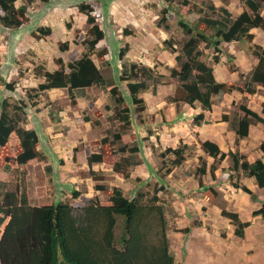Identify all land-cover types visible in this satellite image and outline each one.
I'll list each match as a JSON object with an SVG mask.
<instances>
[{
  "label": "rangeland",
  "instance_id": "1",
  "mask_svg": "<svg viewBox=\"0 0 264 264\" xmlns=\"http://www.w3.org/2000/svg\"><path fill=\"white\" fill-rule=\"evenodd\" d=\"M172 1L168 4L165 0H35L28 6L26 20L20 28L0 25V74L3 80L0 83V111L4 99L21 106L19 125L36 130L41 152V157L21 166L20 178L10 181L7 178L0 185V192L15 190L19 182L33 203L49 204L69 199L74 205L82 206L90 198L108 202L106 191L112 187L120 188L129 199L141 194L138 199L145 203L157 189V204L163 209L170 251L176 264H264V218L253 213L261 208L264 210V188H258L254 179L242 171H233L229 157L230 151H236L244 154L248 161L259 158L264 162V152L259 149L264 142V124L254 127L256 123H253L250 135L239 139L238 144L232 129L234 120L243 115L238 109L239 104L258 111L264 118V88L254 84L253 94L244 91L234 95H212L211 120L200 124L209 123L200 136L197 129L200 125L194 123L197 114L193 117L181 114L180 106L172 101V98H180L183 92L176 80H170L169 67L177 65L175 55L181 54L182 46L189 38L175 12L179 9V0ZM22 2L24 0H19L17 4ZM210 3L226 8L232 17L247 9L239 0H193L189 8L202 9V13H206ZM80 4L90 6L92 14L97 16L96 23L104 31V38L97 43L92 59L106 83L113 81L118 85L122 95L128 98L127 103L130 99L126 81L120 79L123 64L141 63L156 71L155 81H148L149 88L140 93L145 102L144 111L139 117L131 105V124L128 126L115 118L113 99L106 85L74 89L73 96H69L66 89L44 91L33 98L28 96L42 80L35 75V70L56 69L59 58L65 63L71 56L79 57L86 50L82 41L88 26L86 16L78 9ZM167 6L168 16L160 22ZM190 9L183 10V19ZM260 14L264 17V3ZM40 26H49L52 33L42 38L33 36V32L40 34L37 32ZM123 30L132 34L123 35ZM250 32L253 34L251 40L223 43V52L219 53L222 64L214 65L220 81L238 77L233 82L245 90V82L256 64L254 56L248 52L250 45L258 44L264 48V31L252 28ZM166 39L175 43L176 53L164 48ZM60 42H68L66 52L59 50ZM126 43L128 50L120 58L119 50ZM203 46L201 43L200 47ZM103 49H107V53L102 55ZM211 51L206 50L209 56ZM231 66L237 69L235 73H230L233 72ZM160 75H163L161 79ZM161 80L167 84L157 82ZM5 83H10L11 89ZM223 115L228 118L229 133L233 132V140L229 142L228 135L222 134L228 130L219 126ZM210 137L227 154L224 159H214L201 149V142L211 140ZM182 145H186V160L174 166L175 156L169 150ZM132 148L137 151L131 152ZM92 153H102V160L89 167L87 157ZM200 160L207 163L204 175L196 174ZM116 161L133 162L122 170L128 177L113 169ZM211 165L216 168L214 173ZM89 168L94 174H90ZM229 174L233 175V182L249 188L254 197L234 188ZM206 187H213L218 192L212 202L203 198ZM74 191L79 192L77 197ZM222 210L235 212L240 220L249 222L243 238L234 234L235 226L222 216ZM122 224V218L118 217L117 236Z\"/></svg>",
  "mask_w": 264,
  "mask_h": 264
},
{
  "label": "trees",
  "instance_id": "2",
  "mask_svg": "<svg viewBox=\"0 0 264 264\" xmlns=\"http://www.w3.org/2000/svg\"><path fill=\"white\" fill-rule=\"evenodd\" d=\"M0 0V25L4 28L18 29L26 20L28 6L35 0ZM46 1V0H39ZM171 4L172 0H165ZM193 0H179V9H175L180 17L179 24L182 30L189 35L184 42L181 54L175 55L176 66L169 67L170 80H176L177 86L183 94L180 98H172L178 107L181 103L194 106L200 102L204 109L211 108V97L219 93L244 92L253 94L254 84L264 88V48L258 44H251L249 53L256 58V64L250 71L249 79L245 82L246 90L234 83L218 82L214 76V64L219 63L222 53V44L251 40L252 28L264 31V17L260 8L264 0H239L247 9L236 17L224 7H216L210 3L207 12L202 9H190ZM178 5V4H177ZM188 8V14L182 18L183 10ZM80 13L86 16L88 26L83 36L86 50L79 56H71L63 63L58 59L59 67L56 69L35 70V75L42 78L34 93L29 98L37 97L41 92L56 89H66L69 96H73L74 89L86 88L93 85H106L107 91L113 99L115 118L123 125L131 124V105L135 107L137 115L145 109V102L140 93L149 88L148 81H155L153 67L145 64L130 62L123 64L120 79L126 81L129 102L120 92L118 85L110 81L106 83L99 68L92 59L97 43L104 38V31L96 23V14H92L89 5L80 4ZM182 9V10H181ZM168 6L163 9L160 22L168 16ZM181 11V12H180ZM167 27V25H166ZM33 36L44 37L50 35V27L40 26ZM123 35H131L129 30H123ZM203 43V48L200 44ZM164 48L176 53L174 42L164 40ZM68 42H60L59 50L66 52ZM212 50L209 56L206 50ZM128 50V43L121 47L118 56L123 57ZM101 52V51H100ZM102 55L107 49L102 50ZM232 56H229L231 58ZM236 71L235 66H231ZM160 79L163 75H160ZM3 82L0 74V83ZM167 84L166 81H157ZM11 89L10 83H5ZM11 110V113L9 112ZM238 109L243 116L232 123L235 132V143L248 136L249 125L253 122L264 124V118L258 113L239 104ZM22 107L11 104L4 99L0 111V185L8 178H20V168L27 162L41 157L38 146L39 136L36 130L26 129L19 125L18 111ZM264 113V107L262 109ZM86 118L85 120H87ZM227 121L226 115L221 117ZM205 122L203 113L194 116V123L200 125ZM201 149L214 159L222 160L227 155L220 150L217 143L204 140ZM186 145L171 151L175 159L174 166L182 164L185 158ZM264 152V142L259 145ZM123 149H121L122 151ZM131 152L137 151L132 148ZM3 154H5L3 158ZM229 157L235 172L242 171L246 176L252 177L258 188H264V162L255 159L250 162L244 154L230 151ZM102 160V153H92L87 157L90 167ZM124 160V159H123ZM116 161L113 169L122 173V170L133 164L131 161ZM125 167V168H124ZM207 163L200 160L196 174L206 173ZM214 173L215 166H210ZM90 174H94L89 168ZM128 177V173H122ZM229 181L234 188L242 189L254 197L252 191L238 182H233V175L229 174ZM199 186L202 187L200 181ZM18 182L15 190H2L0 192V264H176L170 251L165 220L162 207L157 204L158 190L148 199L141 202L138 198H127L118 187L108 189V202H99L90 198L84 205H74L69 199L52 201L51 203H33L23 186ZM96 189H100L96 186ZM203 198L212 202L218 195L213 187L203 188ZM75 197L79 192L74 191ZM254 214H261V208ZM222 216L228 218L234 227V234L244 237V228L249 222H243L235 212L222 210ZM118 217L122 218L123 228L119 236L116 235ZM198 225V223H197Z\"/></svg>",
  "mask_w": 264,
  "mask_h": 264
},
{
  "label": "crops",
  "instance_id": "3",
  "mask_svg": "<svg viewBox=\"0 0 264 264\" xmlns=\"http://www.w3.org/2000/svg\"><path fill=\"white\" fill-rule=\"evenodd\" d=\"M253 59H255V57H253ZM256 60V59H255ZM220 62H221V59H220ZM217 63V64H222V62L221 63ZM215 65V64H214ZM215 66H214V76H215V79L218 81V82H227V83H234L235 84V82H233V81H235V80H237L238 79V77H235V79L233 80V79H230V81H228V80H226V81H220L221 79H219V78H217V76H216V74H215ZM230 72V71H229ZM230 73H235L234 71L233 72H230ZM219 79V80H218ZM56 90H61V89H56ZM234 93H237V92H233V93H226V94H229V95H234ZM180 108H181V114H187V115H189V116H191V117H193L195 114H199V113H203V115H204V120L206 121L207 119L208 120H211V118H210V111H213V104L211 105V108L210 109H208L209 111H207V110H205V109H203V106H202V104L200 103V102H196L195 103V105L192 107V106H190V105H188L187 103H181L180 104ZM256 113L258 112V111H256V110H254ZM259 113V112H258ZM260 115V114H259ZM208 124L209 123H203L202 125H200L199 127H197V129H198V133H199V135L201 136L202 135V131L204 130V128L206 127V126H208ZM226 124H227V122L226 121H220L219 122V126H220V128L221 127H223L225 130L227 129V126H226ZM259 124H261V123H256L255 125H254V127H256V126H260ZM252 127H253V124H251L250 125V128H249V134H248V136L250 135V132H251V129H252ZM228 130V129H227ZM234 132V131H233ZM232 132V133H233ZM232 133H229V130L227 131V133L225 134V133H222L223 135H228V139H227V141L229 142V140L231 139V140H233V136H231L232 135ZM191 136V135H190ZM234 137H235V132H234ZM212 137H210V139H211ZM245 139V138H244ZM211 141H214V142H216L215 141V139L213 138V139H211ZM241 141H243V140H241ZM217 143V142H216ZM227 144V143H226ZM218 146H220L219 144H218ZM193 230V229H192ZM193 231H195V230H193Z\"/></svg>",
  "mask_w": 264,
  "mask_h": 264
},
{
  "label": "clouds",
  "instance_id": "4",
  "mask_svg": "<svg viewBox=\"0 0 264 264\" xmlns=\"http://www.w3.org/2000/svg\"><path fill=\"white\" fill-rule=\"evenodd\" d=\"M256 59V58H255ZM257 62V61H256ZM81 89V88H80ZM248 107V106H247ZM254 111V110H253ZM243 113V112H242ZM243 116V115H242ZM261 116V115H260ZM253 123H260V122H253ZM253 123H251V124H253ZM250 124V125H251ZM250 125H249V128H250ZM254 125V124H253ZM248 134H249V132H248ZM235 137H236V135H235ZM248 137V136H247ZM246 138V137H245ZM236 139V138H235ZM242 139H244V138H242ZM257 159H259V158H257ZM250 162H252V161H250ZM254 183H255V180H254ZM256 185V184H255Z\"/></svg>",
  "mask_w": 264,
  "mask_h": 264
}]
</instances>
